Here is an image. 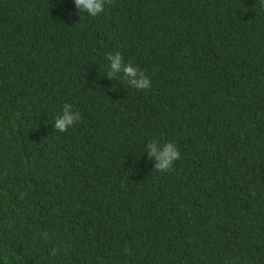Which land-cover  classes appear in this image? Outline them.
<instances>
[{
    "label": "trees",
    "instance_id": "trees-1",
    "mask_svg": "<svg viewBox=\"0 0 264 264\" xmlns=\"http://www.w3.org/2000/svg\"><path fill=\"white\" fill-rule=\"evenodd\" d=\"M77 11L0 0V264H264L261 0ZM109 52L150 89L109 78ZM153 139L179 148L171 170Z\"/></svg>",
    "mask_w": 264,
    "mask_h": 264
},
{
    "label": "clouds",
    "instance_id": "clouds-1",
    "mask_svg": "<svg viewBox=\"0 0 264 264\" xmlns=\"http://www.w3.org/2000/svg\"><path fill=\"white\" fill-rule=\"evenodd\" d=\"M77 14L87 17H97L104 11L105 0H72ZM261 6H264V0H261ZM106 71L109 78L119 74V79L125 81L137 90H148L151 87L150 78L143 70L133 66L131 62H125L119 52H109L105 55ZM80 114L71 103H65L61 112L54 117L52 126L54 131L65 132L72 128L80 120ZM144 153L154 161V170L158 172H167L171 170L173 164L180 159V150L172 141L161 142L159 140H150L144 146ZM46 241L49 239L47 233L43 237ZM57 247L53 246L50 250V256L57 254Z\"/></svg>",
    "mask_w": 264,
    "mask_h": 264
}]
</instances>
